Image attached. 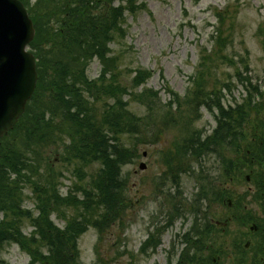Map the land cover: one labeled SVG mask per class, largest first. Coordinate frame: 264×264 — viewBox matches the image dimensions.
Here are the masks:
<instances>
[{
  "label": "trees",
  "instance_id": "obj_1",
  "mask_svg": "<svg viewBox=\"0 0 264 264\" xmlns=\"http://www.w3.org/2000/svg\"><path fill=\"white\" fill-rule=\"evenodd\" d=\"M21 1L35 29L29 50L36 59L37 83L24 114L0 139V213L3 214L0 218V256L6 243H16L28 254V264H82L78 250L81 234L92 227L101 239L103 233L119 221L128 205L129 181L122 169L139 156V136L135 138L142 125L127 109L129 98L138 99L140 103L147 99L148 113L155 111L152 102H156L157 92L146 88L133 92L151 77L152 72L135 69L130 78L132 91H128L119 81V58L110 46L124 37L125 13H135L145 5L138 4L137 0ZM216 15L220 22L224 20L222 12ZM258 31V35L263 36L264 52V31L260 28ZM228 37L229 34H223L218 28L213 38L222 48ZM93 59L99 61L101 69L92 79L87 75V67ZM209 59H204L203 64ZM240 62L248 74L246 60L240 59ZM234 77L242 87L243 96L240 102L233 101L226 106L222 100L224 95L217 89H208L202 73L194 79L183 103L195 113L201 108L208 110L217 127L205 138H202V130L192 131L182 138L174 151H169L170 156L166 155V165L172 160L179 165L181 156L198 158L212 148H220L223 142L230 148L236 147L235 152H238L247 135L252 140L247 141L240 152L246 156L245 150H249L264 162V76L262 83L253 82L249 75L236 69ZM231 85L230 81L224 84L229 93ZM165 91L171 95L167 104L179 106V96L168 87ZM126 95L128 99L124 100ZM111 99L113 101L108 102ZM99 101H103L102 110L95 105ZM245 125L250 128L249 133ZM124 136L136 141L127 146ZM56 144L61 146V158L67 163L77 161L82 167L95 162L100 164L94 177L72 187L74 189L70 187L64 196L59 194L54 172L49 168L40 171L37 163L38 152ZM236 157L239 160V155ZM229 162V165L233 163L230 159ZM74 172L79 178L83 176L82 169ZM25 188L31 190L34 212L23 207ZM62 207L73 209L75 214L66 218ZM59 210L65 221L62 228L50 217ZM25 219L32 227L28 237L20 229ZM159 233L160 230L149 234L140 253L146 254L149 248L157 246ZM201 262L196 254L182 253L176 264ZM168 263L171 264V257ZM0 264H4L1 257Z\"/></svg>",
  "mask_w": 264,
  "mask_h": 264
},
{
  "label": "rangeland",
  "instance_id": "obj_2",
  "mask_svg": "<svg viewBox=\"0 0 264 264\" xmlns=\"http://www.w3.org/2000/svg\"><path fill=\"white\" fill-rule=\"evenodd\" d=\"M137 3H144L145 6L135 13H125L124 37L110 46L112 53L119 58V81L128 91H132L130 78L133 71L141 68L151 71L152 75L133 92L152 89L158 93V98L152 102L155 111L150 114L146 107L149 100L140 103L138 99L129 98L127 109L138 117L142 125L137 129L135 138L139 136V156L122 169L129 181L126 193L128 205L119 221L112 224L101 239L92 227L81 234L78 248L82 264H167L168 251L172 248L179 251L184 247L177 235L190 223L188 213L191 203H197L194 197L202 192L211 197L209 188L221 178L222 173L217 157L206 155L200 161L191 156H181L179 165L172 160L167 164V169L165 157L170 156L169 151H174V146L182 138L196 130L210 134L216 125L208 110L201 108L195 113L188 109L183 103L184 96L191 90L194 79L202 73L208 89H217L224 95L223 103L226 106L233 101L240 102L243 96L242 87L234 77L236 69L249 75L253 82L262 83L264 76L263 36L258 35L259 28L264 31V0H199L197 3L194 0H137ZM217 12H222L223 21H219ZM218 28L223 34H229L222 48L213 38ZM206 58L210 59L203 64ZM240 59L246 60L248 74L244 72ZM100 68L98 60L94 59L87 67L88 77L96 78ZM228 81L232 83L231 93L224 87ZM166 87L179 96V106L167 104L171 95L165 91ZM123 99H128V96ZM95 105L99 110L104 108L103 101ZM168 112L171 115L168 116ZM245 131L249 133L248 125H245ZM127 138L123 137L127 146L136 141ZM248 139L247 135L246 142L240 143L241 150ZM221 150L226 158L234 156L233 150ZM61 152L62 148L57 144L45 147L38 152L37 163L40 171L49 168L54 172L59 193L65 195L70 187L74 189L72 187L85 184L94 177L100 164L95 162L82 167L77 161L67 163L61 158ZM140 163L145 165L143 170L139 169ZM76 169H82V177L77 176L74 172ZM246 187L247 184H243L235 190L242 192ZM23 193L24 208L34 212L31 190L25 188ZM175 207H179L177 211L186 213L184 221ZM210 209L215 218L220 210L219 205L212 203ZM61 211L66 212V218L75 214L73 209L64 207ZM61 211H55L50 216L60 228L65 224ZM20 229L28 237L32 227L25 219ZM158 230L159 244L153 253H140L139 248L148 233ZM188 249L194 252V248ZM199 254L205 255L198 252L197 256ZM0 257L4 264L29 263L28 254L15 243H6Z\"/></svg>",
  "mask_w": 264,
  "mask_h": 264
},
{
  "label": "flooded vegetation",
  "instance_id": "obj_3",
  "mask_svg": "<svg viewBox=\"0 0 264 264\" xmlns=\"http://www.w3.org/2000/svg\"><path fill=\"white\" fill-rule=\"evenodd\" d=\"M250 162H255L260 170L257 175L252 169L243 175L239 171L245 169L246 163H239L242 170L228 180L222 174L223 181L217 184L218 198L208 202V228L214 238L204 247L209 264H264V167L254 154ZM243 184H247L246 189L237 192L235 188ZM212 203L220 207L215 218L210 209Z\"/></svg>",
  "mask_w": 264,
  "mask_h": 264
},
{
  "label": "water",
  "instance_id": "obj_4",
  "mask_svg": "<svg viewBox=\"0 0 264 264\" xmlns=\"http://www.w3.org/2000/svg\"><path fill=\"white\" fill-rule=\"evenodd\" d=\"M33 37L32 22L22 3L0 0V137L23 114L35 88V59L26 51Z\"/></svg>",
  "mask_w": 264,
  "mask_h": 264
}]
</instances>
